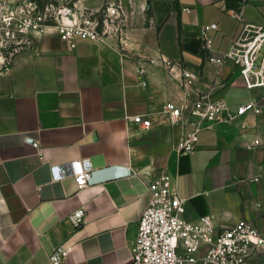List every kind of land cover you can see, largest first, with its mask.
<instances>
[{"label":"crops","instance_id":"1","mask_svg":"<svg viewBox=\"0 0 264 264\" xmlns=\"http://www.w3.org/2000/svg\"><path fill=\"white\" fill-rule=\"evenodd\" d=\"M113 1L67 0L91 11ZM121 1L130 16L121 35L72 47L53 27L32 30L0 70V264H52L60 245L72 247L63 264H130L149 184L162 175L187 199V220L263 226L264 113L201 123L187 108L208 93L236 113L259 96L231 61L210 58H222L244 27H264V0ZM168 103L185 108L181 123H170ZM137 115L152 127L133 123ZM198 123L196 149L178 153ZM74 161L92 171L81 190ZM80 207L86 221L74 230L68 216Z\"/></svg>","mask_w":264,"mask_h":264},{"label":"built area","instance_id":"2","mask_svg":"<svg viewBox=\"0 0 264 264\" xmlns=\"http://www.w3.org/2000/svg\"><path fill=\"white\" fill-rule=\"evenodd\" d=\"M43 1L46 2L44 8L31 1L23 8L21 19L16 16L17 11L13 13L17 22L13 32L26 36L32 30L43 33L53 27L75 47L77 40L96 42L110 35H121L130 19L121 0L108 3L100 11L77 9L75 3L71 5L67 0ZM238 19L243 20V15L239 14ZM214 29L217 24L204 27L205 32ZM206 47H211L209 38H206ZM210 61L220 64L231 61L238 68L246 88L256 91L259 96L239 105L236 113H232L224 100L212 101L210 95L204 93L194 107L187 108L188 113L199 116L201 123H230L249 113L261 116L264 113V27H244L242 36L223 57H211ZM164 65L172 69L176 63L164 59ZM183 76L187 80L196 78L187 71H183ZM163 110L172 125L184 119L185 108L175 103H168ZM131 121L145 130L152 127L151 119L142 115L131 118ZM201 123L178 143V153L189 154L196 149ZM34 146L38 148V143ZM72 165L78 190L88 187L93 182L92 171L85 168L82 161H74ZM61 173L65 175L66 170ZM148 192L149 203L131 245L130 264H249L255 253L264 249V228L250 222L217 230L210 218L187 220V199L180 196L177 185L168 175L151 182ZM68 221L74 230L80 229L86 221V208L80 207L70 213ZM71 250L72 247L58 246L50 256L52 264H63Z\"/></svg>","mask_w":264,"mask_h":264},{"label":"rangeland","instance_id":"3","mask_svg":"<svg viewBox=\"0 0 264 264\" xmlns=\"http://www.w3.org/2000/svg\"><path fill=\"white\" fill-rule=\"evenodd\" d=\"M31 1L37 2L40 8L46 5L43 0H0V70L10 67L25 46L26 36L13 32L17 22L12 15L17 11L16 16L21 19L24 16L23 8ZM261 187L264 199V173L261 178ZM263 228L264 223L261 229ZM249 264H264V249L258 250Z\"/></svg>","mask_w":264,"mask_h":264},{"label":"water","instance_id":"4","mask_svg":"<svg viewBox=\"0 0 264 264\" xmlns=\"http://www.w3.org/2000/svg\"><path fill=\"white\" fill-rule=\"evenodd\" d=\"M85 168H87V169L90 168L89 163H86V164H85Z\"/></svg>","mask_w":264,"mask_h":264}]
</instances>
